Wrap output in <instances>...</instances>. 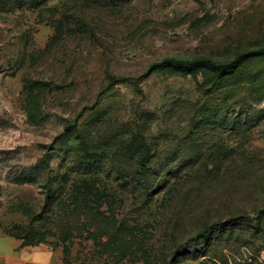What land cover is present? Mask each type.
Here are the masks:
<instances>
[{"label":"rangeland","instance_id":"rangeland-1","mask_svg":"<svg viewBox=\"0 0 264 264\" xmlns=\"http://www.w3.org/2000/svg\"><path fill=\"white\" fill-rule=\"evenodd\" d=\"M32 248L264 264V0H0V255Z\"/></svg>","mask_w":264,"mask_h":264},{"label":"crops","instance_id":"crops-1","mask_svg":"<svg viewBox=\"0 0 264 264\" xmlns=\"http://www.w3.org/2000/svg\"><path fill=\"white\" fill-rule=\"evenodd\" d=\"M44 253H48L47 251H45L44 249L41 248H32L30 250H25L23 249L20 253L19 257H15L12 255H0V264H45V259L44 256H41L40 259H37L38 256L37 254H44ZM25 254H30V258L26 257Z\"/></svg>","mask_w":264,"mask_h":264},{"label":"trees","instance_id":"trees-1","mask_svg":"<svg viewBox=\"0 0 264 264\" xmlns=\"http://www.w3.org/2000/svg\"><path fill=\"white\" fill-rule=\"evenodd\" d=\"M113 12L116 13L117 11H113ZM114 17H115V14H114ZM169 61H175V59L174 58L165 59L164 61L160 62L157 65H163V64L168 63ZM186 63L191 64L193 66L200 65L202 67H205V65H210V66H217L218 65V64H216V62L212 61L211 59H207V58H202L199 60H190ZM157 65H155V66H157ZM148 156H149V148L147 145H145L144 155H143V158L139 164V170H138V174L141 176H146L148 171L151 169L149 162H148ZM209 229H210V226H207L204 228L205 231L206 230L208 231Z\"/></svg>","mask_w":264,"mask_h":264}]
</instances>
